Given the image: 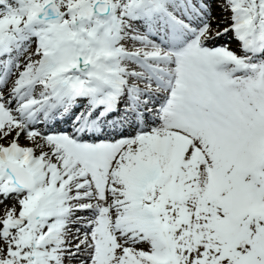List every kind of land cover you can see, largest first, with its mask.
Masks as SVG:
<instances>
[{
    "label": "snow or ice",
    "instance_id": "1",
    "mask_svg": "<svg viewBox=\"0 0 264 264\" xmlns=\"http://www.w3.org/2000/svg\"><path fill=\"white\" fill-rule=\"evenodd\" d=\"M0 264H264V0H0Z\"/></svg>",
    "mask_w": 264,
    "mask_h": 264
}]
</instances>
